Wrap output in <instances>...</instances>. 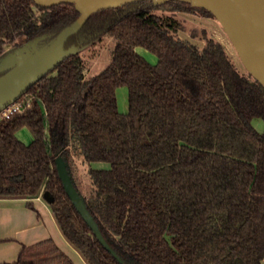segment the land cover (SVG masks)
Masks as SVG:
<instances>
[{"label": "trees", "instance_id": "trees-1", "mask_svg": "<svg viewBox=\"0 0 264 264\" xmlns=\"http://www.w3.org/2000/svg\"><path fill=\"white\" fill-rule=\"evenodd\" d=\"M154 9L102 8L68 36L64 45L79 47L112 36L111 59L85 80L79 53L68 55L23 93L35 97L30 108L0 120V196L40 194L88 264H264V130L252 124L264 120V87L219 41L204 36L198 47ZM78 14L67 1L0 0V56L19 36L49 40ZM70 147L89 164H109L89 166L83 198L121 261L63 188L55 158L68 161ZM8 264L74 263L47 238Z\"/></svg>", "mask_w": 264, "mask_h": 264}, {"label": "water", "instance_id": "water-1", "mask_svg": "<svg viewBox=\"0 0 264 264\" xmlns=\"http://www.w3.org/2000/svg\"><path fill=\"white\" fill-rule=\"evenodd\" d=\"M36 5L49 6L61 1L74 4L79 13L71 23L64 26L57 34L47 41L42 36L26 40L24 43L6 49L0 56V110L17 99L27 89L42 78L61 60L72 53L78 52L86 45L79 47L71 44L65 46V41L71 34L77 32L89 15L102 8L120 7L127 4H150L155 9H166L174 3L189 4L191 8H202L213 15L218 21L221 19L244 26L255 27L264 32V0H33ZM89 4L97 5V9L90 11ZM220 23V22H219ZM26 43H29L26 44ZM26 44V45H24ZM28 47L27 53H22ZM238 54V53H237ZM239 56V55H238ZM240 59V58H239ZM10 60V63L7 61ZM241 61V59H240ZM244 68L264 87V75L241 61ZM58 176L68 197L86 224L93 231L102 245L118 260L120 258L102 236L98 225L86 207L84 196L79 191L68 161L61 156L55 158ZM121 261V260H120Z\"/></svg>", "mask_w": 264, "mask_h": 264}, {"label": "rangeland", "instance_id": "rangeland-1", "mask_svg": "<svg viewBox=\"0 0 264 264\" xmlns=\"http://www.w3.org/2000/svg\"><path fill=\"white\" fill-rule=\"evenodd\" d=\"M156 13L161 15H169L178 21V28L175 34L183 39H187L190 42L196 44L198 47H202L205 43L204 36L212 37L216 41H219L231 61L236 68L244 74H249L240 61V57L237 54L231 40L229 39L221 21H218L211 13L203 10L202 8H191L189 4L177 3V6L171 7L169 5L166 9H154ZM35 13L38 14L39 10L35 8ZM220 22V23H219ZM26 41L25 37L19 36L15 41L6 43V49L18 46ZM116 40L110 35H103L94 42L81 48L78 53L81 57L83 64L84 79L87 80L91 76L97 74L109 63L111 59L112 48L115 45ZM29 45V43H26ZM24 44V45H26ZM20 51L22 53L28 52V47L23 49L21 46ZM138 51L141 52L149 61L155 62L156 56L138 47ZM10 63V60L7 61ZM116 97L118 108L120 111H126L128 107L127 100V88L125 85L119 86L116 89ZM252 124L258 131L264 129V121L261 117H254ZM17 136L24 142H28L31 139V134L26 127H21L16 132ZM73 147L69 148L68 165L71 171L72 177L83 196H88L91 189V182L88 176V168L92 167H107L109 164L105 161H94L89 164L81 158ZM73 261L74 264H88L79 250L70 244L66 239L64 242L58 244Z\"/></svg>", "mask_w": 264, "mask_h": 264}, {"label": "crops", "instance_id": "crops-1", "mask_svg": "<svg viewBox=\"0 0 264 264\" xmlns=\"http://www.w3.org/2000/svg\"><path fill=\"white\" fill-rule=\"evenodd\" d=\"M28 199L33 207L26 204ZM47 238L59 248V242L66 239L49 204L40 194L32 198L0 196V264L15 262L23 246Z\"/></svg>", "mask_w": 264, "mask_h": 264}, {"label": "bare ground", "instance_id": "bare-ground-1", "mask_svg": "<svg viewBox=\"0 0 264 264\" xmlns=\"http://www.w3.org/2000/svg\"><path fill=\"white\" fill-rule=\"evenodd\" d=\"M97 7L94 4L88 5L90 11L96 10ZM220 21L241 61L264 75V32L224 19Z\"/></svg>", "mask_w": 264, "mask_h": 264}, {"label": "built area", "instance_id": "built-area-1", "mask_svg": "<svg viewBox=\"0 0 264 264\" xmlns=\"http://www.w3.org/2000/svg\"><path fill=\"white\" fill-rule=\"evenodd\" d=\"M34 98L35 97L31 93L20 95L17 99L0 110V120L11 118L30 108L34 103Z\"/></svg>", "mask_w": 264, "mask_h": 264}, {"label": "flooded vegetation", "instance_id": "flooded-vegetation-1", "mask_svg": "<svg viewBox=\"0 0 264 264\" xmlns=\"http://www.w3.org/2000/svg\"><path fill=\"white\" fill-rule=\"evenodd\" d=\"M4 50H6V48H5ZM262 119H263V118H262ZM263 121H264V120H263ZM263 130H264V129H263ZM263 130H262V131H263Z\"/></svg>", "mask_w": 264, "mask_h": 264}]
</instances>
